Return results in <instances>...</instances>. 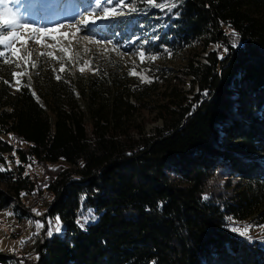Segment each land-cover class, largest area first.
Returning <instances> with one entry per match:
<instances>
[{"label":"trees","instance_id":"obj_1","mask_svg":"<svg viewBox=\"0 0 264 264\" xmlns=\"http://www.w3.org/2000/svg\"><path fill=\"white\" fill-rule=\"evenodd\" d=\"M137 9L141 33L160 17L158 45L186 52L174 77L190 89L164 94L151 107L160 125L146 132L145 120L131 121L154 101L151 84L103 67L59 80L32 69L13 91L15 67L0 58V162L11 153L20 162L0 171V209L49 195L44 213L64 235L40 238L33 264H264V245L227 222L264 225V0H179L165 16L143 0ZM33 160L57 165L42 185L25 173ZM15 258L0 253V264Z\"/></svg>","mask_w":264,"mask_h":264},{"label":"rangeland","instance_id":"obj_2","mask_svg":"<svg viewBox=\"0 0 264 264\" xmlns=\"http://www.w3.org/2000/svg\"><path fill=\"white\" fill-rule=\"evenodd\" d=\"M139 1L134 0L136 7ZM126 2L131 3L130 0H126ZM169 2H174V0H169ZM5 4L8 9L16 14L22 23L37 28H56L54 32L46 34L36 33L35 39L27 40L25 47L27 51L32 53L31 61L37 64L35 70L45 71L56 79L57 75H60V77L66 75L67 77L71 76L72 73L77 74L80 72V67L85 68V71L81 72L83 75L99 73L103 67L112 72L117 70L121 75L125 73V76L135 78L140 86L143 84H151L154 101L143 105V109H138L132 117L134 118L133 121H131L133 122L132 124H140L145 120L146 132H150L154 126L157 127L160 125L159 120L158 122H151L155 115V111L151 107H156L162 102L160 98L164 94H168L174 86L179 89L181 85L184 89L183 91L190 89L188 80L182 85L179 79L174 77L176 74L178 75V68L186 61V52H174L171 49L168 50L166 46L158 45L157 43L158 35L166 27L164 19H159L160 17H157L158 20L154 22L155 28L151 32L152 34L148 36L147 33H141V28H136L134 23L136 21L135 17L140 15L137 12L125 16L97 20L94 24L90 23L87 26H81L77 23L85 15L94 14L103 16V7L109 6L106 0H101L100 7L96 6V0H0V8L4 7ZM93 9H95L94 13ZM154 9L162 12L163 16L169 11L168 9L157 7H154ZM125 23L126 25L124 26ZM61 24L64 27L58 28L57 25ZM73 24L80 27L81 31L77 32L76 28L69 27V25ZM134 28H136V31H134ZM0 30L7 31V29ZM19 31L22 37L33 35L30 31L23 28L19 29ZM85 37H93L95 40L104 41L105 43H89ZM41 39L42 43L36 42ZM148 39H150L151 43H148ZM107 41H111L112 44H107ZM21 43L22 41L17 42L16 46L21 47ZM112 45L117 46L116 51L111 50ZM215 46L212 44L208 50L212 51ZM85 48L88 49L87 52H85ZM105 48L108 51H105ZM60 49H65L67 55ZM141 50L144 51L146 57L143 62L138 56V52ZM42 52H52L56 58H50L47 55L41 56L40 53ZM151 56H155L156 59L152 60L147 58ZM10 58L15 59L11 56ZM84 61L90 62L91 70H89V65H85ZM20 63L22 65L20 68L16 67L15 62L13 63V67H15L14 71H27L28 74L23 77H30L31 66L29 65L25 69L23 62L20 61ZM61 65H64L65 68L63 72L60 71ZM133 69L139 75H130L129 72ZM140 77H147L150 82H142ZM16 88L17 85L12 82L11 90L15 91ZM2 138L9 140L15 147L19 144L11 135H6ZM11 154H5L4 163L0 162V166L4 169H15L20 164V162L17 163L18 159L16 155L13 154L11 156ZM53 166L57 165H49V167L45 168V166L33 160L31 163L25 164V173L30 176V179L42 185L44 180L46 181L48 179L49 170ZM226 182L225 177H222L219 184L222 187H226L228 186ZM49 200L50 198L47 192L42 190L39 194H23L20 200L16 199L14 204L17 203L20 207L17 212H14L12 205L6 209H0V253L15 256L17 258V264L34 263L36 257L35 252L37 251L36 246L40 238H43L45 234L48 235L47 232L50 225L53 228L55 227L56 217L47 216V213H44L46 208H48ZM33 209H36L39 215L37 212H33ZM79 219L81 223L88 220L87 217ZM91 220L89 218V221ZM36 221H39L43 226L37 229ZM227 222L231 232H234L232 231L233 228L247 227L248 236L242 237L251 241L256 240L259 242V245H264V225L257 226L249 221L234 218H228ZM60 228V232L53 231V233L61 234V236L64 235L65 227L61 223V220ZM234 233L240 235L237 232ZM22 239L24 242L20 243Z\"/></svg>","mask_w":264,"mask_h":264},{"label":"snow or ice","instance_id":"obj_3","mask_svg":"<svg viewBox=\"0 0 264 264\" xmlns=\"http://www.w3.org/2000/svg\"><path fill=\"white\" fill-rule=\"evenodd\" d=\"M144 3H146L149 6H154L157 8H161V9H168L169 11L176 7V4L179 2V0H174V2H169V0H163V2L161 3H157V0H143ZM100 3L101 0H96V6L100 7ZM106 3L109 6H105L103 7V16H99V15H94V14H89V15H85L80 21H78L77 23L81 26H87L90 23H95L97 20H101V19H108V18H114V17H119V16H125V15H129L131 13H135L138 11L137 7L135 6V2L133 0V2L131 3H127L126 0H106ZM114 5V6H113ZM124 9H126V11H124ZM95 12V9H93V13ZM58 28H63L64 25H57ZM69 27H73L76 28V31L79 32L81 31L80 27H77L76 24L73 25H69ZM26 29L28 31H30L33 35L32 36H21V33L19 31V29ZM0 29H7V31L5 32L4 30H0V46H3L2 50H0V58L3 57H7V56H11L13 59H3V63L5 64H12V63H16V67L20 68L22 65L20 63V61L23 62V67L25 69H27L29 67V65L31 66L32 69H35L37 67V64L35 62L31 61V56L32 53L30 51H27L25 44L27 42L28 39H35V34L36 33H42V34H46L49 32H54L56 31V28H49V29H45V28H37V27H33L29 24L26 23H22L19 18L16 16V14L14 12H12L10 9L7 8L6 4L4 7L0 8ZM67 35V34H64ZM230 35L233 37V40L231 42V46L233 48H235L237 46V38H238V33H236L234 30H232L230 32ZM86 40L89 41V43H95V44H104V41H98L95 40L93 37H85ZM21 43V47H17L16 43L20 42ZM37 43H42V39L41 40H37ZM107 44H112L111 41H107ZM217 47H220V45H217ZM62 52L66 53L65 49H60ZM112 51H116L117 50V46L116 45H112ZM88 49L85 48V52H87ZM105 51H108L107 48H105ZM224 51L227 52L228 49L225 47ZM22 53H26V54H22ZM119 54V53H117ZM41 56L47 55L50 58H56L54 57L52 52H48V53H40ZM138 56L141 59V61L143 62V60L146 58L145 57V53L144 51H139L138 52ZM148 59H152L155 60L156 57L155 56H151V57H147ZM221 58H223V56H221ZM85 65H89V70H91L90 68V62L89 61H84ZM60 71L63 72L65 71L64 65H61ZM80 72H84L85 68L84 67H80L79 68ZM28 73L27 71H13L12 72V78L14 83L18 86H21L22 81H21V77L26 76ZM130 75L133 76H137L139 75L134 69L130 70L129 72ZM142 82H150L148 81L147 77H140ZM56 79L59 80L61 79L60 75L56 76ZM6 83L8 81H5ZM205 95H207V92H205ZM17 163H19V161H17ZM5 170L2 166H0V171ZM207 198V197H205ZM33 212H37L36 209H33ZM37 214L39 215V213L37 212ZM91 219H94L95 217H90ZM78 223H80V226L83 228L84 227V223H81L78 221ZM43 225L39 222L36 221V227L37 229L41 228ZM53 231L55 232H60L61 228H60V218L57 216L55 218V227L53 228L51 225L49 226L48 232L47 234L49 236H51L53 234ZM232 231L239 233L241 236H248V228L244 227V228H233ZM23 239L20 241V243H23Z\"/></svg>","mask_w":264,"mask_h":264}]
</instances>
